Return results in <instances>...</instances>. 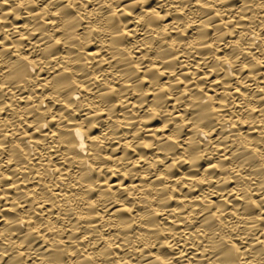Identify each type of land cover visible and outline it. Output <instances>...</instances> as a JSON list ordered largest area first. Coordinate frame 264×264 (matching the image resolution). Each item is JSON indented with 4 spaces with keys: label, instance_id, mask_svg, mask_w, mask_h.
Masks as SVG:
<instances>
[{
    "label": "bare ground",
    "instance_id": "6f19581e",
    "mask_svg": "<svg viewBox=\"0 0 264 264\" xmlns=\"http://www.w3.org/2000/svg\"><path fill=\"white\" fill-rule=\"evenodd\" d=\"M0 264H264V0H0Z\"/></svg>",
    "mask_w": 264,
    "mask_h": 264
}]
</instances>
